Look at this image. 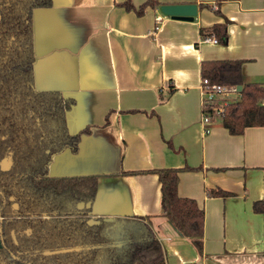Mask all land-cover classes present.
<instances>
[{"label": "crops", "instance_id": "0c3cea01", "mask_svg": "<svg viewBox=\"0 0 264 264\" xmlns=\"http://www.w3.org/2000/svg\"><path fill=\"white\" fill-rule=\"evenodd\" d=\"M145 1L34 9L35 88L72 98L66 125L80 133L78 150L56 154L48 172L97 175L89 215L148 220L164 264H264V216L252 207L264 203V126L230 134L218 117L203 123L200 89L208 60H241L244 82L264 84V0H156L197 4L191 20L123 5ZM215 23L226 24L225 43L201 38ZM159 168L180 169L178 195L203 209L201 253L160 214L158 176L147 172ZM217 187L232 195H206Z\"/></svg>", "mask_w": 264, "mask_h": 264}, {"label": "trees", "instance_id": "16d2710c", "mask_svg": "<svg viewBox=\"0 0 264 264\" xmlns=\"http://www.w3.org/2000/svg\"><path fill=\"white\" fill-rule=\"evenodd\" d=\"M51 5L52 0H0V161L6 156L11 161L8 169L0 168V264H164L148 220L91 217V207L77 208L81 201L93 203L97 175L48 173L52 158L64 149L76 152L80 141V133L71 134L66 125L74 100L34 85L33 11ZM123 5L141 15L147 6L161 3ZM200 36L225 43L226 24L201 28ZM200 74L211 83L241 86L219 118L230 134L264 126V84L244 82L241 60L202 61ZM179 171L147 172L158 176L160 214L201 253L204 212L194 199L178 195ZM206 195L226 198L232 193L217 187ZM252 207L264 216L263 201Z\"/></svg>", "mask_w": 264, "mask_h": 264}, {"label": "built area", "instance_id": "2783aa9c", "mask_svg": "<svg viewBox=\"0 0 264 264\" xmlns=\"http://www.w3.org/2000/svg\"><path fill=\"white\" fill-rule=\"evenodd\" d=\"M154 29H156V26ZM204 39L213 43H218L214 37H206ZM200 89L203 105V123H209L213 117L220 118L224 106L230 101L227 97L232 93H238L237 89L234 87L211 83L207 78L201 79ZM261 104L264 105V99L261 101ZM205 108H208L209 112L206 111ZM207 130L208 127L205 128V131Z\"/></svg>", "mask_w": 264, "mask_h": 264}, {"label": "water", "instance_id": "95a60500", "mask_svg": "<svg viewBox=\"0 0 264 264\" xmlns=\"http://www.w3.org/2000/svg\"><path fill=\"white\" fill-rule=\"evenodd\" d=\"M160 11L164 15L171 16L173 18L191 20L197 13V4L195 3H175V4H162L160 5ZM241 86H238L236 89L239 91ZM9 161L7 162L5 158L1 161V168L7 169ZM77 208L81 209L83 207H91V203L79 202L77 203ZM15 207H17L15 205Z\"/></svg>", "mask_w": 264, "mask_h": 264}, {"label": "flooded vegetation", "instance_id": "af4514ba", "mask_svg": "<svg viewBox=\"0 0 264 264\" xmlns=\"http://www.w3.org/2000/svg\"><path fill=\"white\" fill-rule=\"evenodd\" d=\"M3 158H5V160H6L7 162L9 161V164H8V168H9V165H10V162H11V161H10V157H9V156H6V157H3ZM3 158H2V159H3ZM2 159H1V161H2ZM1 161H0V168H1ZM8 168H7V169H8ZM1 169H2V168H1ZM48 173H49V172H48Z\"/></svg>", "mask_w": 264, "mask_h": 264}]
</instances>
